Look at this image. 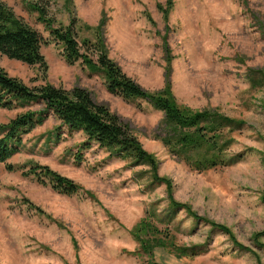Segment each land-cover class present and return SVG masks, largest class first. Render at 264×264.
<instances>
[{
    "label": "rangeland",
    "instance_id": "374dc122",
    "mask_svg": "<svg viewBox=\"0 0 264 264\" xmlns=\"http://www.w3.org/2000/svg\"><path fill=\"white\" fill-rule=\"evenodd\" d=\"M0 2L48 40L23 0ZM41 3L55 25L73 21L79 43L94 40V28L102 23L109 58L143 90L160 92L169 83L178 104L216 110L244 123L231 134L234 143L229 148L230 155L242 152L244 159L198 173L169 154L158 138L163 132L161 112L144 100L128 102L109 94L100 74L90 73L80 62L67 65L55 42L42 46L46 68L0 56V68L29 87L48 83L90 92L93 101L107 106L156 158L157 176L170 181L172 199L227 227L252 253L239 250L228 235L196 221L184 209L170 224L158 222L148 213L165 212L169 193L165 184L152 179L148 166L110 158L94 143L82 147L85 136L68 131L49 114L23 136L20 152L0 164V264H149L148 257L137 254L139 244L130 234L145 217L171 232L177 245L203 248L193 258L156 249L159 264H264V0ZM41 108L36 103L0 109V124ZM35 165L70 179L80 192L62 195L25 176Z\"/></svg>",
    "mask_w": 264,
    "mask_h": 264
},
{
    "label": "trees",
    "instance_id": "16d2710c",
    "mask_svg": "<svg viewBox=\"0 0 264 264\" xmlns=\"http://www.w3.org/2000/svg\"><path fill=\"white\" fill-rule=\"evenodd\" d=\"M30 13L36 14V21L42 24L48 33V40L34 28L18 17L5 3L0 2V56L21 62L28 66L46 68V61L41 52L42 46L55 42L61 47V56L67 65L80 62L90 73L100 74L107 92L125 101L144 100L151 107L163 114L161 125L163 132L158 136L169 154L185 163L198 173L233 166L244 159L242 152L231 154L229 148L234 143L231 134L239 131L244 123L231 119L216 110H194L178 104L169 83L162 91L150 93L143 90L121 68L109 58L106 45L100 33V26L95 27L94 40L89 38L77 41L73 21L68 25H55V20L47 16L41 0H23ZM171 2L167 8L171 9ZM167 10L164 11L166 13ZM95 58V59H94ZM40 103L41 109L26 110L0 124V164H5L22 148L23 136L41 126L49 114L70 132H81L86 142L82 147L94 143L109 153L110 158L130 159L134 166H148L152 179L165 184L169 204L165 212L149 215L158 222L170 224L179 209H184L196 221L204 222L228 235L239 250L252 253L248 248L237 243L227 227L197 216L190 207L176 202L170 196L171 183L168 179L157 176L156 158L143 150L140 142L118 116L111 113L105 105L93 101L90 92L80 87L70 90L54 87L45 83L29 87L20 80L10 77L0 68V109L12 110L26 108ZM58 135H56V138ZM79 164L80 157L75 156ZM10 171L16 170L7 165ZM24 175L34 176L40 183L47 184L59 194L73 196L81 188L70 179L52 171L47 166H32ZM32 207V205H30ZM41 213L40 210H37ZM131 236L139 244L140 256L148 257L149 264H159L154 260V251L161 249L177 258H193L203 251L201 245L179 246L171 232L159 229L147 217L130 230ZM261 235H256V238Z\"/></svg>",
    "mask_w": 264,
    "mask_h": 264
}]
</instances>
